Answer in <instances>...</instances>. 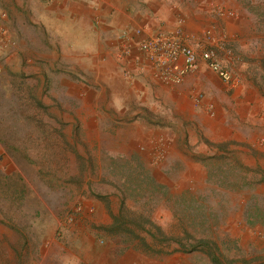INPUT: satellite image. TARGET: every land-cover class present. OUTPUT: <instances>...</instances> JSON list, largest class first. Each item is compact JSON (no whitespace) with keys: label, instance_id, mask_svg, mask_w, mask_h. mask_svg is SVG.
<instances>
[{"label":"rangeland","instance_id":"rangeland-1","mask_svg":"<svg viewBox=\"0 0 264 264\" xmlns=\"http://www.w3.org/2000/svg\"><path fill=\"white\" fill-rule=\"evenodd\" d=\"M66 1L0 0V264H264V0ZM145 32L229 79L162 82Z\"/></svg>","mask_w":264,"mask_h":264},{"label":"built area","instance_id":"built-area-1","mask_svg":"<svg viewBox=\"0 0 264 264\" xmlns=\"http://www.w3.org/2000/svg\"><path fill=\"white\" fill-rule=\"evenodd\" d=\"M133 45L145 53L155 76L168 85L180 84L187 74L198 69L199 56L192 48L181 44L176 34L145 32ZM201 59L222 80L229 79V73L212 50L203 51Z\"/></svg>","mask_w":264,"mask_h":264},{"label":"crops","instance_id":"crops-1","mask_svg":"<svg viewBox=\"0 0 264 264\" xmlns=\"http://www.w3.org/2000/svg\"><path fill=\"white\" fill-rule=\"evenodd\" d=\"M69 1V0H68ZM66 1V3H68L69 6L72 5H79V6H83L86 7L88 9H90L91 15L92 16H97V15H102V14H106V17H109V24L111 26H115L114 21H116V19H119L120 21V25H124L125 23L129 24L130 22V17H128L126 11H125V7H127L130 2H133V0H74V1ZM77 1V2H76ZM151 3V2H150ZM75 5V6H76ZM138 5V4H137ZM157 7H155L156 9ZM154 7L153 9L149 7V10H151L153 13V15L156 14ZM148 25V27H147ZM145 27L143 26H137V29L143 28L144 30H148L151 29L150 25L147 24ZM200 68V70L202 72H210V70L206 68V66L203 64V62L201 61V59H198V69ZM204 72V73H205ZM189 76H186V78L184 79L185 81L187 80Z\"/></svg>","mask_w":264,"mask_h":264}]
</instances>
